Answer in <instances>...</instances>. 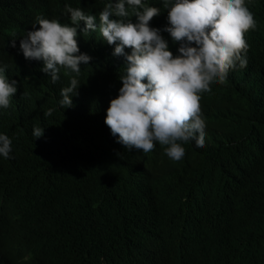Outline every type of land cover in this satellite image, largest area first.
<instances>
[{
    "label": "trees",
    "instance_id": "trees-1",
    "mask_svg": "<svg viewBox=\"0 0 264 264\" xmlns=\"http://www.w3.org/2000/svg\"><path fill=\"white\" fill-rule=\"evenodd\" d=\"M103 2L0 0V62L17 81L0 109L12 145L0 156V255L10 264H264V0H246L256 20L244 34L247 65L201 95L204 147L184 145L180 163L158 143L129 151L110 133L105 110L124 58L97 32L76 37L92 59L67 108L58 104L64 69L53 84L42 60L12 47L38 14L70 23L65 3L94 14ZM146 2L161 8L149 23L163 29L167 9Z\"/></svg>",
    "mask_w": 264,
    "mask_h": 264
},
{
    "label": "clouds",
    "instance_id": "clouds-1",
    "mask_svg": "<svg viewBox=\"0 0 264 264\" xmlns=\"http://www.w3.org/2000/svg\"><path fill=\"white\" fill-rule=\"evenodd\" d=\"M161 2L167 9L163 29L149 23L161 8L146 0H104L94 14L65 3L62 15L70 23L38 14L33 24L39 27L31 25L18 36L20 40L11 43L12 47L19 44L25 58L42 60V71L49 73L53 84L64 69L68 83L59 89L58 104L67 108L73 105L72 97L82 83L81 65L92 59L80 50L76 37L83 40V34L97 32L98 41L114 45L112 55L124 58L119 75L122 84L105 110L110 133L129 151L148 153L158 143L171 162L180 163L185 158L184 145L204 147L201 95L223 83L230 70L246 67L249 46L244 34L255 29L256 20L246 0ZM132 16L134 22L129 19ZM162 30L177 45L175 54ZM6 68L0 62V109L8 108L17 91V81L5 74ZM52 111L48 108L43 115ZM42 134L43 128L33 125L32 136ZM11 148L10 137L0 132V156L9 158ZM0 259L6 263L2 255Z\"/></svg>",
    "mask_w": 264,
    "mask_h": 264
},
{
    "label": "bare ground",
    "instance_id": "bare-ground-1",
    "mask_svg": "<svg viewBox=\"0 0 264 264\" xmlns=\"http://www.w3.org/2000/svg\"><path fill=\"white\" fill-rule=\"evenodd\" d=\"M49 10V9H48ZM67 17V16H65ZM21 37H17L16 39L20 40ZM17 46L19 47V44H17ZM17 57V56H16ZM6 262V261H5ZM8 263H3V259H0V264H10V260H7Z\"/></svg>",
    "mask_w": 264,
    "mask_h": 264
}]
</instances>
